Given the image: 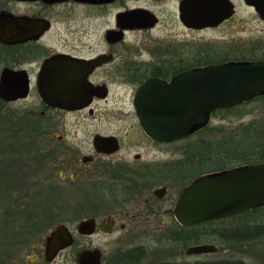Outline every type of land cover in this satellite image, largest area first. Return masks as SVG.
<instances>
[{
    "label": "flooded vegetation",
    "instance_id": "1",
    "mask_svg": "<svg viewBox=\"0 0 264 264\" xmlns=\"http://www.w3.org/2000/svg\"><path fill=\"white\" fill-rule=\"evenodd\" d=\"M184 1L0 0V34L5 39L0 40V80L8 71L13 95L22 97L5 102L45 128L49 147L56 146L52 175L58 174L68 186L65 190L93 194L88 202L74 206L72 217L78 218L58 220L24 248V255H34L33 262L26 258L17 264H55L59 259L80 264L84 252H91L99 264H160V240L179 247L204 234H191L202 225L183 226L173 213L184 189L201 176L191 178L187 164L184 170L175 167L174 145L187 139H152L139 118L136 98L151 79L171 84L177 76L209 65L264 61V50L241 53L239 58L234 45L223 48L220 60H208L206 47L187 40L176 45L171 35L149 44L128 40L138 34L151 37L168 24L171 31L176 25L188 32L217 31L234 22L239 9L238 0H230L236 9L232 18L215 27L195 28L182 19ZM245 5L257 13L254 6ZM62 58L93 63L81 70L88 84L79 91L81 107L52 106L43 98V81H59L57 74L66 71L58 64ZM107 113L129 120L103 127ZM71 117L82 119L71 122ZM62 225L72 243L49 261L47 239ZM198 241L182 255L202 257L219 250L215 246L213 253L188 254L190 247L211 245Z\"/></svg>",
    "mask_w": 264,
    "mask_h": 264
},
{
    "label": "water",
    "instance_id": "2",
    "mask_svg": "<svg viewBox=\"0 0 264 264\" xmlns=\"http://www.w3.org/2000/svg\"><path fill=\"white\" fill-rule=\"evenodd\" d=\"M245 3L254 6L264 20V0H245ZM181 12L186 25L205 28L232 18L236 9L230 0H185ZM0 40H5L1 34ZM91 63L59 59L58 64L64 65L66 71L57 74L59 81H43L47 87L43 90L44 100L52 106L81 107L83 96L79 91L88 85L87 74L83 77L81 70H89ZM12 88L9 72L5 71L0 80V98L7 102L22 98L13 95ZM263 95L264 61L234 62L188 71L171 84L151 79L139 90L136 104L145 132L156 141L171 142L187 139L206 127L214 112L240 106ZM261 208H264V159L201 175L184 189L173 213L181 225L193 227ZM47 241L48 260L52 261L72 243V238L62 225ZM216 251L213 245H198L190 247L188 254ZM80 264H99V261L91 252H84Z\"/></svg>",
    "mask_w": 264,
    "mask_h": 264
},
{
    "label": "trees",
    "instance_id": "3",
    "mask_svg": "<svg viewBox=\"0 0 264 264\" xmlns=\"http://www.w3.org/2000/svg\"><path fill=\"white\" fill-rule=\"evenodd\" d=\"M253 104H258L263 111L258 119L233 132L223 133L228 135L226 139L222 136L224 138L219 142L211 144L201 136L198 144L193 143L186 153L191 161V174L197 171L196 162L202 167L204 164L217 167L206 172L201 170L200 175H204L258 163L264 159V95L240 106L219 110L213 117L224 119L226 115ZM199 130L208 133L209 139L213 136L207 127ZM45 132L42 124L31 120L30 115L15 111L0 98V264H12L35 236L45 232L44 229L57 219H62L59 218L62 208L58 202L60 198L63 202L66 191L56 188L52 183L54 169H49V165L53 163V168L55 166V150L49 147L48 142L45 145L42 143V139L45 141L47 137ZM197 156L200 158L197 159ZM41 198H45L44 201L51 205L42 206L37 201ZM55 201L57 205H54ZM263 217L264 208L256 209L194 228L191 234L201 230L204 233L202 236L207 237L218 233L222 242L229 240L248 244L264 239ZM235 224L238 226L235 227ZM210 226H215V231H207ZM196 236L195 239H198L199 234ZM211 264L243 262L223 260Z\"/></svg>",
    "mask_w": 264,
    "mask_h": 264
},
{
    "label": "rangeland",
    "instance_id": "4",
    "mask_svg": "<svg viewBox=\"0 0 264 264\" xmlns=\"http://www.w3.org/2000/svg\"><path fill=\"white\" fill-rule=\"evenodd\" d=\"M237 1V0H236ZM239 3V9L237 11V16L234 22L226 25L220 30L217 31H207L205 33H196V32H188L181 27H174L172 31L168 28L172 24L164 25L159 30L155 31L151 37L147 35H133L128 40L133 42H140V44H149L152 42H155L156 38L160 41H167L168 37L173 36L174 43L177 45L178 42H180L178 45H180L184 40L190 41V43L194 44L195 46L201 45L202 47H206L208 56V60H220L224 57V52L222 51L223 48L230 49L231 46H236L237 52L235 55H237L239 58H241L242 54H246L247 56L252 55L253 51L262 49L264 50V23L260 20L257 13H255L252 9L247 7L243 0H238ZM169 21V20H168ZM175 25V24H173ZM171 41V39H169ZM214 53V54H213ZM242 53V54H241ZM213 54V55H210ZM262 54V53H261ZM264 55V54H263ZM13 109H16L15 106L11 107ZM20 114L26 115L25 113L19 112ZM240 114L242 116H240ZM263 114V111L260 107H258V104L249 105L246 108L239 109L238 111L230 113L228 116L223 118L219 117H213L211 118L209 124L206 126L208 128L209 133H211L213 136H211L209 139L207 136L208 133H205L201 130L196 131L191 138L185 141H180L174 145V160H175V167L178 166L180 170L186 169V164L190 166L191 161L187 158L186 153L190 150V147L194 144L199 143V139H201V136L206 141L208 140L211 144L212 142H219L223 138L222 136H225L224 139H226L228 134L227 132H233L234 130H237V128H242L243 125H246L250 123L251 121L258 119ZM237 115V116H236ZM106 117L108 119L104 120L103 127L110 126L112 127L113 124H124L128 118H124V115L119 114H113V113H107ZM82 118H76L71 117L70 121L75 122L80 120ZM123 121H120L122 120ZM126 120V121H124ZM119 121V122H118ZM225 130V131H223ZM207 131V132H208ZM231 134V133H229ZM45 141L42 139V143L45 145L46 142H50L48 137H45ZM198 141V142H197ZM196 142V143H195ZM55 144V143H53ZM192 144V145H191ZM56 147L53 145V149ZM136 151H131V153H135ZM150 154L155 153L154 151L150 150ZM200 157L197 156V159ZM215 157L212 158V161H214ZM55 164V163H54ZM207 166V164L202 165L196 162V172L193 171L194 174H190V177L200 176V171L206 172L208 169L211 168H217ZM215 165V164H213ZM222 165V164H220ZM55 167V166H54ZM202 167V168H201ZM209 167V168H208ZM49 169L53 168V163H50ZM199 170V171H198ZM190 173L191 168H190ZM55 174V173H54ZM189 177V178H190ZM188 178V179H189ZM188 179H185L183 181H188ZM52 183L55 184L56 188H64L68 189L67 185L65 183H61L60 177L54 176V178L51 179ZM185 183V182H184ZM67 184V183H66ZM183 184V183H182ZM66 191V190H65ZM87 190L84 193H76V192H69L66 191V195L64 196L63 202H61V198L59 200V206L62 208L60 210V216L59 218L62 219H71V218H78L72 217L73 216V208H77L79 203H86L88 200L92 197V193L88 192ZM45 198L37 199V201L44 207H47L51 204L47 203L48 201H44ZM53 203V202H52ZM56 201L54 202V205L58 204ZM79 207V206H78ZM75 216V215H74ZM79 218H82L80 216ZM262 219V218H261ZM264 219V217H263ZM61 220V219H60ZM57 221L53 222L50 226L45 228V232L43 234L47 233L49 229L54 228L57 226ZM237 222L238 219H237ZM236 223V221H235ZM229 227L230 225L227 224ZM226 224L224 225V227ZM238 224H235V227H237ZM215 226L208 227L207 231H215ZM206 230V228L204 229ZM39 236V235H37ZM37 236L34 237L32 242L29 244H33ZM192 242L184 244H178L179 247H175V243H170L168 239L160 240L158 244V257L160 260V264H197L195 262L197 261H203L204 259L208 260L206 264H211L212 262L217 259L219 262L223 260H233V261H242L243 264H264V239H260L258 241H254L252 243H240L238 241H229L222 242L221 239H219L218 233L212 237L207 236H200L199 235V243H208L211 245L216 246L219 250L217 253L209 255V256H198V257H187L182 255V251L184 249H187L189 246L194 245L196 239L192 237ZM210 242V243H209ZM175 244V245H174ZM29 259V261H34V255L25 254L22 252L18 257L14 259V262L12 264H17L23 262L25 259ZM55 264H66V261L59 259ZM68 264V263H67ZM73 264V263H69Z\"/></svg>",
    "mask_w": 264,
    "mask_h": 264
}]
</instances>
